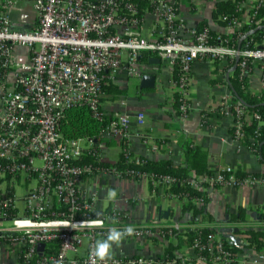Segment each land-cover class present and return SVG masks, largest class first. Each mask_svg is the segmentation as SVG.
Returning <instances> with one entry per match:
<instances>
[{
  "label": "built area",
  "instance_id": "2783aa9c",
  "mask_svg": "<svg viewBox=\"0 0 264 264\" xmlns=\"http://www.w3.org/2000/svg\"><path fill=\"white\" fill-rule=\"evenodd\" d=\"M16 0H6L5 7ZM36 9V24L30 31L12 29L8 17L0 13V94L3 112L0 115V237L10 244H19L23 263L39 255L35 264H93L92 250L97 238H107L109 229L134 231L128 237H148L155 227L131 222L129 215L112 209L97 215L94 211L95 193L85 184L97 175L120 176L114 167L82 163L85 156L102 162L101 150L109 139L122 140L127 136L131 120L115 115L107 126L94 137L66 138L59 131L64 110L72 106L87 108L92 116L104 115L103 84L112 81L120 71L127 76L141 77L138 59L147 52L149 57L167 60L170 69L178 64L180 79L175 85L179 94V120H185L191 106L189 89L192 66L197 61H218L227 64L239 58V74L245 78L246 93L261 96L264 92V32L262 42L255 48L246 44L236 49L218 32L211 36L209 27L188 26L178 14L177 0H32ZM262 0H245L243 14L233 26L249 22L250 12ZM152 7V11L148 9ZM152 13L161 23L157 38L141 35L143 15ZM232 26V27H233ZM19 47L28 49V60H14ZM257 70L258 77H254ZM257 79L254 80V79ZM222 101V102H221ZM173 103V98H172ZM220 112L232 116V139L241 144V126L252 116L238 99L230 93L220 100ZM234 108V112L231 111ZM253 118L259 120L254 113ZM139 123L142 114H138ZM214 170V169H213ZM230 166L215 169L213 174L198 175L194 184L208 195L217 187L262 184L264 177H245L236 181ZM225 174H229L226 176ZM173 178L163 176L154 181L158 190L166 188ZM21 216L2 217L4 208L16 209L14 183L28 185ZM205 183L206 187L199 185ZM169 196V195H167ZM174 197L175 196H169ZM178 199V198H177ZM181 200V199H180ZM184 202V200H181ZM188 214L187 222L191 221ZM3 219L9 224H3ZM102 222V227H89ZM187 222L173 221L167 226L177 233L189 229ZM199 229V228H198ZM89 240L83 259L68 257ZM208 242L188 247L186 253L177 254L183 259L194 258L196 264H208L194 247L210 252L209 264L239 263V253L226 250L219 238L209 234ZM58 240L55 256L44 257L43 247ZM215 241V242H214ZM243 243V240L241 241ZM43 244L42 249L38 245ZM240 244V243H238ZM245 252L247 264H264V254ZM241 261V260H240ZM96 264H176L174 259L110 255L106 262Z\"/></svg>",
  "mask_w": 264,
  "mask_h": 264
},
{
  "label": "crops",
  "instance_id": "0c3cea01",
  "mask_svg": "<svg viewBox=\"0 0 264 264\" xmlns=\"http://www.w3.org/2000/svg\"><path fill=\"white\" fill-rule=\"evenodd\" d=\"M220 0H177L178 14L188 26H197L203 20L207 26L219 33L228 34L235 28L221 25L213 19L212 12L215 3ZM6 0H0V13L7 14L10 26L18 30L30 31L36 24V9L32 0H16L5 7ZM142 29L147 31L146 38H157L160 34L162 23L150 12L143 15ZM12 27V28H13ZM138 59V68L143 75L153 76V85L141 83V77L127 76L120 71L111 81L123 94L108 95L103 100L104 111L110 115L127 116L131 122L127 136L124 138L127 150L134 158L149 160L170 159L174 165H183L184 157L182 144L191 140L207 152V165L210 169L230 166L233 171L241 170L245 173L263 176L264 164L257 160L256 155L246 146L238 148L232 139V116L220 114L213 106L220 104V100L231 92L223 83L227 72L223 70L225 64L214 61H197L192 66V82L189 89L190 112L185 120H179L174 110L172 96L176 90L172 71L167 60L157 63ZM14 60H28V49L19 47L13 54ZM258 77L254 70V77ZM254 80L257 81L255 78ZM222 102V101H221ZM219 110V109H218ZM3 112L0 94V115ZM210 114L204 119L202 114ZM142 114V122L137 116ZM121 140H106L101 156L105 163L116 162L121 151ZM0 190L4 194V187ZM90 192L95 193L94 211L97 215L107 213L112 209L126 212L131 222L139 225L155 227V232L148 237L124 236L121 242L113 244L110 255H126L135 257L155 258L162 254L169 240L160 236L158 229L173 221L187 222L188 213L182 210L183 202L180 199L169 197L163 189L152 192L148 186V178L141 176L138 180H130L113 175H97L85 184ZM146 188V189H145ZM14 193L15 190L13 189ZM115 192L114 198L107 194ZM209 202L205 208L204 217L188 221L190 230L223 223L226 212L244 210L245 218L235 222V230L263 229L264 228V185L242 184L240 186H220L209 195ZM16 200V197H15ZM16 205V202H15ZM260 208L263 211H259ZM23 211V210H22ZM16 205V216L21 212ZM9 220L3 219V224ZM234 236L241 243L244 235L227 231L226 235ZM106 239V238H105ZM82 245L75 252H68V257L81 260L84 258L89 240L84 238ZM104 239L97 238L98 241ZM188 246L182 247L179 254L186 253ZM21 247L19 244H10L0 241V264H22L20 259ZM264 254V248H245L239 255V263L247 264L243 258L245 252ZM251 253V254H253ZM241 260V261H240Z\"/></svg>",
  "mask_w": 264,
  "mask_h": 264
},
{
  "label": "trees",
  "instance_id": "16d2710c",
  "mask_svg": "<svg viewBox=\"0 0 264 264\" xmlns=\"http://www.w3.org/2000/svg\"><path fill=\"white\" fill-rule=\"evenodd\" d=\"M139 2V7H144L147 3L143 0H136ZM245 0H220L215 3V8L212 12L213 19L218 21L221 25L233 26L234 22H239L242 18L243 9L240 8L241 3ZM152 11V7H148ZM254 14L253 18L247 22L240 24L228 34L221 33L230 44L236 49H242L246 44L250 48H255L262 42L264 32V0L256 7L250 10ZM207 26L206 21L203 20L197 24L198 28ZM210 35L217 36L218 32L209 29ZM149 55L147 52L141 54L139 60H148ZM239 58H234L229 63L225 64L223 70L227 72L226 78L223 80L232 96L238 99L248 113L252 116L250 122H245L240 131L242 133L241 144L251 150L257 157V160L264 164V92L261 96L251 95L246 93L243 88L245 78H241L239 74ZM218 61H214L216 63ZM172 78L174 84L179 83L180 67L175 64L172 68ZM103 99L110 96H117L123 94V90L111 81L103 84ZM173 107L176 114H179V94L178 91L173 93ZM220 107L217 111L220 112ZM234 112V108H230ZM254 113L259 115V120L253 118ZM209 112L202 114L205 119ZM223 114V112H220ZM113 115L104 112L100 119L92 116L91 112L83 106H72L64 110L63 117L59 121V131L66 138L77 137H94L97 136L109 123ZM232 132V128L230 130ZM121 151L118 155L116 162L108 164L105 162L97 163L91 159L90 155L85 156L81 162L91 164L92 166L98 165L102 167L116 168L122 178L130 180H138L141 176L148 178V186L150 191L157 192L158 188L154 181H158L163 176H170L173 181L164 188L166 195L175 196L178 199L184 200L182 210L190 214L191 221L196 220L199 216L204 217L205 208L210 200L206 190H200L195 186L194 181L196 176L207 174L212 175L214 170L210 169L207 165V152L197 145H193L191 140H186L182 144V152L184 157L183 165H174L170 159L149 160L145 158H134L127 150L126 141H120ZM228 176L229 174H225ZM236 181H242L245 177H254L255 174L245 173L241 170H236L232 173ZM264 177V174H263ZM206 187L205 183H201ZM218 187V186H214ZM264 208V206H263ZM16 214V209L3 208L1 210L2 217H13ZM244 210L239 209L237 212H226V220L218 225L207 226L196 230H187L184 233H177L175 230L170 229L167 225L160 227L158 231L160 236L169 240L165 245L163 252L158 258L162 257L165 260L174 259L176 264H196L194 258L183 259L178 256L179 250L184 246H193L198 242V246L205 245L208 242V235L214 234L217 236L222 246L230 251L232 254L240 253L245 248L255 249L259 251L264 248V228L263 229H245L243 231V243L238 245L230 243L227 231H235V222L244 219ZM4 240V235L0 237V241ZM7 241V240H5ZM215 242V241H214ZM194 247V252L200 254L209 264L210 252L204 249ZM59 242L52 240L45 244L42 251L44 257H52L58 253ZM43 256V255H42ZM39 255L33 256L29 260V264H35L37 260L43 257ZM21 261L24 260L23 254H20ZM46 264H52L47 262ZM237 264V263H233Z\"/></svg>",
  "mask_w": 264,
  "mask_h": 264
},
{
  "label": "clouds",
  "instance_id": "9594fccd",
  "mask_svg": "<svg viewBox=\"0 0 264 264\" xmlns=\"http://www.w3.org/2000/svg\"><path fill=\"white\" fill-rule=\"evenodd\" d=\"M116 195L115 192L110 193V198H114ZM89 227H102V222H93L88 225ZM134 229L131 226H126L124 229L120 230L117 228L109 229L107 238L101 241H98L92 250V256L94 257L93 264H96V260L101 262H106L110 257V249L112 245L119 244L122 237L125 235H131Z\"/></svg>",
  "mask_w": 264,
  "mask_h": 264
},
{
  "label": "rangeland",
  "instance_id": "374dc122",
  "mask_svg": "<svg viewBox=\"0 0 264 264\" xmlns=\"http://www.w3.org/2000/svg\"><path fill=\"white\" fill-rule=\"evenodd\" d=\"M5 15L8 17L7 14H5ZM12 27H13V25H12ZM12 29L17 30V31H24V30H18L15 27H13ZM141 35H142L143 38H146L147 37V31L143 30V32H141ZM31 185H33V182L29 183L28 185H23L22 183H14V190H15V197H16L15 202H16L17 207L19 208V211L23 210V206H24L23 198H24V196L27 193V189ZM2 187H4V184H2ZM107 197H110V193L107 194ZM259 211H263V209L260 208ZM243 231L244 230H235L234 232H236L237 235L240 236L241 234H243ZM83 241H85V240H83Z\"/></svg>",
  "mask_w": 264,
  "mask_h": 264
},
{
  "label": "water",
  "instance_id": "95a60500",
  "mask_svg": "<svg viewBox=\"0 0 264 264\" xmlns=\"http://www.w3.org/2000/svg\"><path fill=\"white\" fill-rule=\"evenodd\" d=\"M149 61L153 62V63H157V62H159V58L152 57V58H150ZM140 79H141L142 84L149 85V86L153 85V80H154L153 76L142 75ZM229 241H230V243H234V244L238 245V241L231 234L229 235ZM42 247H43V244L38 245V249H42Z\"/></svg>",
  "mask_w": 264,
  "mask_h": 264
}]
</instances>
